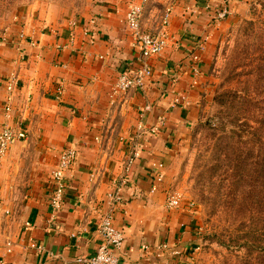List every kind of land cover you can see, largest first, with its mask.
I'll use <instances>...</instances> for the list:
<instances>
[{
	"label": "crops",
	"instance_id": "obj_1",
	"mask_svg": "<svg viewBox=\"0 0 264 264\" xmlns=\"http://www.w3.org/2000/svg\"><path fill=\"white\" fill-rule=\"evenodd\" d=\"M238 1L147 2L144 29L156 32L170 8L171 39L161 55L150 59L154 75L146 88L127 95L115 94L114 85L121 72L143 66L125 23L136 0H97L94 15L65 27L34 25L27 33L37 47L16 45L18 33L10 36L0 51L17 79L12 94L15 119L28 130V141L42 146L48 162L43 178L35 179L25 195L10 196L9 209L1 210L0 264H85L78 259L96 253L108 194L120 187L123 202L114 224L126 236L123 262L188 264L199 247L195 211L184 204L169 207L166 178L159 182L155 175L168 173L200 119L221 32ZM225 8L229 13L220 18ZM85 29L94 34V43ZM58 45L67 48L58 51ZM9 96L5 88L0 103ZM161 119L159 132L153 134ZM4 120L0 114V129ZM70 147L78 157L66 173L64 203L55 211L51 176L61 153ZM135 153L138 157L129 168ZM126 177L130 182L123 184ZM9 242L11 254L6 252Z\"/></svg>",
	"mask_w": 264,
	"mask_h": 264
},
{
	"label": "rangeland",
	"instance_id": "obj_2",
	"mask_svg": "<svg viewBox=\"0 0 264 264\" xmlns=\"http://www.w3.org/2000/svg\"><path fill=\"white\" fill-rule=\"evenodd\" d=\"M0 1V48L6 46L4 38H10L15 33L18 36L22 31L27 33L34 25H41L44 29H51L54 25L65 27V23L72 20L94 15L98 4L97 0ZM230 16L214 55L200 119L192 128L189 139L180 145L175 160L165 174L170 195L178 194L182 204L195 211L199 247L194 251L193 264H238V256L248 252L244 246H235L230 238L238 239L246 235L248 228L245 223H248L249 216L236 212L242 197L235 198L239 196L240 187H232L231 171L226 174L227 165L219 169L220 152L225 146L219 138L232 129H238L236 125H241V121L259 119L264 109L262 96L252 93L259 87L258 80L261 78L254 67L264 55V0H239ZM248 44L253 53L256 51L253 55L256 57H246L244 47ZM13 76L0 51V93L5 88L8 90ZM240 91H249L254 98L243 111L239 109L240 101L236 105L233 99ZM12 101H8L7 97L6 103H0V114H5L4 122L7 119V104L10 102L12 105ZM229 113L235 115L231 119L234 125L227 123L223 126V120L225 123L229 120L226 118ZM14 119L13 109L12 121L23 123ZM28 139L13 145L2 160L0 216L2 211L9 209L10 196L25 195L35 179L40 180L46 173L43 165L47 167L48 161L42 146L31 144ZM252 185L247 186V190H251V195L253 190L255 195L257 189L253 181ZM255 197L253 201L257 200ZM260 237L263 238L264 233Z\"/></svg>",
	"mask_w": 264,
	"mask_h": 264
},
{
	"label": "built area",
	"instance_id": "obj_3",
	"mask_svg": "<svg viewBox=\"0 0 264 264\" xmlns=\"http://www.w3.org/2000/svg\"><path fill=\"white\" fill-rule=\"evenodd\" d=\"M138 1V2H137ZM150 0H136L132 3L126 13L125 23L131 34L133 40V47L137 49L143 57V66L136 71L125 70L118 76L117 82L114 85V93L117 95H127L134 89H145L147 82L153 77L154 69L150 63V59L155 56L161 55L169 46L170 34L168 32V26L170 25L172 10L167 8L162 18V24L156 32H149L144 29L143 18L145 4ZM229 13L227 8L223 9L219 14L220 18H225ZM77 26V21L72 22V27ZM84 35L90 38V42L94 43V34L89 29L84 30ZM76 35L74 31L70 33V41L74 43ZM10 42L9 37L4 38V43ZM23 42H28L32 47H37V41L22 31L19 33L16 39V45H21ZM201 48L204 47L203 43H200ZM67 48L66 45H58V51H62ZM17 86V79L13 76L8 84V91L10 96L8 101L12 100V94ZM6 121L3 123L2 130L0 132V167L4 156L9 149L16 143L26 140L28 138V130L23 126V123H16L12 121L13 108L10 102L7 104ZM161 119L159 125L155 126L151 132L156 134L159 132L161 125L163 124ZM78 157V151L75 148H66L60 155L57 167L52 172L51 176V205L55 211L60 210L64 203V197L67 188L66 173L72 167ZM138 154L135 153L133 158L129 160V168L134 164ZM163 166L161 165V168ZM155 178L162 182L165 180L166 175L163 171L156 173ZM130 182V178L126 177L123 184ZM109 209L102 215L98 223V233L101 237V243L96 253L89 257H81L79 262L85 264H125L121 251L125 243V233L115 227V214L119 204L123 202V196L121 194V187L108 194ZM182 205V199L178 194H171L168 197L169 207H179ZM34 247H37L34 245ZM148 249V247H146ZM7 254L13 252L12 243L9 242L6 249ZM194 255L190 258L188 264H193ZM1 264H7L5 260ZM169 264V263H165Z\"/></svg>",
	"mask_w": 264,
	"mask_h": 264
},
{
	"label": "trees",
	"instance_id": "obj_4",
	"mask_svg": "<svg viewBox=\"0 0 264 264\" xmlns=\"http://www.w3.org/2000/svg\"><path fill=\"white\" fill-rule=\"evenodd\" d=\"M244 53L246 57H256L253 56L256 51L253 53L250 44L244 47ZM254 69L261 78L258 80L259 87L252 93L262 96L264 102V55ZM240 92H237L233 99L236 105L240 101L239 109L243 111L245 105L254 98L249 91L241 92L239 95ZM226 118L229 120L226 123L223 120V126H227V123L234 125L231 119L235 118V115L229 113ZM239 124L241 125H236L238 129H232L219 138L225 144L219 156L222 162L218 165L219 169L222 165H227L226 174L231 171L232 187L235 189L240 187L239 196L235 198L242 197L236 212L249 216L248 223H245L248 228L246 235L238 239L230 238L235 246L239 244L248 251L246 255L238 256V264H264V237H260L264 233V109L259 119L241 121ZM252 181L257 189L255 195L253 190L252 195L251 190H247V186L253 187ZM254 197L257 198L256 201H253Z\"/></svg>",
	"mask_w": 264,
	"mask_h": 264
}]
</instances>
